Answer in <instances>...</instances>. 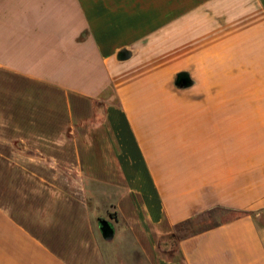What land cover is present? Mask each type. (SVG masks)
Wrapping results in <instances>:
<instances>
[{
	"label": "crops",
	"instance_id": "crops-1",
	"mask_svg": "<svg viewBox=\"0 0 264 264\" xmlns=\"http://www.w3.org/2000/svg\"><path fill=\"white\" fill-rule=\"evenodd\" d=\"M111 212L149 264H264V0H0V264H108Z\"/></svg>",
	"mask_w": 264,
	"mask_h": 264
},
{
	"label": "rangeland",
	"instance_id": "rangeland-1",
	"mask_svg": "<svg viewBox=\"0 0 264 264\" xmlns=\"http://www.w3.org/2000/svg\"><path fill=\"white\" fill-rule=\"evenodd\" d=\"M234 216H236L234 212L222 209H214L198 215L179 225L173 234V239L163 241L159 251L167 260H178L180 255L177 250V243L180 238L225 222ZM99 219H105L114 224L115 215L112 212L108 215L102 214ZM100 240L108 264H149L143 254L135 247L132 239H111L108 242L103 239Z\"/></svg>",
	"mask_w": 264,
	"mask_h": 264
},
{
	"label": "water",
	"instance_id": "water-1",
	"mask_svg": "<svg viewBox=\"0 0 264 264\" xmlns=\"http://www.w3.org/2000/svg\"><path fill=\"white\" fill-rule=\"evenodd\" d=\"M186 81H179L177 82V85L182 87V86H186ZM98 229L100 231V234L102 236V238L105 241H109L113 238L114 236V226L113 224L105 219H99L98 222Z\"/></svg>",
	"mask_w": 264,
	"mask_h": 264
},
{
	"label": "trees",
	"instance_id": "trees-1",
	"mask_svg": "<svg viewBox=\"0 0 264 264\" xmlns=\"http://www.w3.org/2000/svg\"><path fill=\"white\" fill-rule=\"evenodd\" d=\"M226 211H227V210H226ZM230 212H233V211H230ZM234 213L236 214V216L241 214V213H238V212H234ZM234 217H235V216H234ZM187 222H188V221H187ZM184 223H185V222H184ZM180 225H181V224H180ZM178 226H179V225H178ZM178 226H177V227H178ZM214 226H215V225H214ZM207 229H208V228H207Z\"/></svg>",
	"mask_w": 264,
	"mask_h": 264
}]
</instances>
